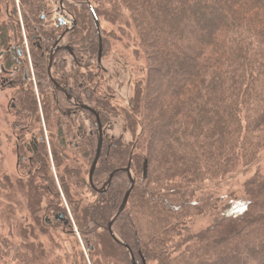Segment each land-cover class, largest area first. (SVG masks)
<instances>
[{
	"label": "trees",
	"instance_id": "obj_1",
	"mask_svg": "<svg viewBox=\"0 0 264 264\" xmlns=\"http://www.w3.org/2000/svg\"><path fill=\"white\" fill-rule=\"evenodd\" d=\"M119 2L130 13L147 59L146 80L136 86L130 109L124 110L127 130L137 136L140 129V134L131 146H126L123 139L103 136L101 156L93 175L95 188L89 177L85 184L95 200L85 207L77 193L70 190L69 181L79 177L81 171L71 167L68 152L91 167L100 135L95 117L68 101L57 84L67 82L68 94L79 104L97 111L104 128L108 115L116 109L109 100L96 98V91L88 88L91 84L95 89L100 86L95 69L80 67L79 63L87 55L97 59L101 49L103 58L108 37L104 30H99L98 9L83 5L78 11L69 8L77 22L76 28L67 34L72 49L55 55L54 74L50 77L49 55L59 29H45L42 1L20 2L44 121L52 140L51 157L45 141L37 152L32 150L33 175L40 176L47 187L31 188V210L35 213L44 194L49 193L58 203L53 206V213L68 218L63 193L75 223L79 221L77 229L89 253L97 252L99 246L93 240L98 236L97 241L102 238V251L122 250L124 263L133 264L130 253L116 244L108 231L131 186L129 176L118 173L104 193L96 190L105 185L112 173L130 166L135 186L113 231L130 248L136 264H149L150 260L157 264H264V178L260 175L247 182L246 197L222 204V219L215 225L180 242L175 251L169 244L174 237L182 236L188 219L218 209L212 199L194 200L192 192L189 194V189L183 187L225 178L240 165L248 167L255 160L257 146L264 148V0ZM4 5H8V21L0 23L4 69L0 88L18 91L13 97L12 111L29 124L28 129L21 131L32 137L38 128L35 122L39 125L35 138L45 139L27 52L23 44L15 43L22 38L15 0H0V14ZM198 18L205 19L206 24L195 28ZM67 55L76 69L72 68L69 74L65 71L68 63L63 61ZM165 66L171 67V73ZM176 66L178 71L173 70ZM154 76L161 81L155 86L156 93L152 92ZM81 114L91 122L93 130L88 134L84 125L77 123ZM154 129L161 132L160 139L153 134ZM71 136L76 142L68 143ZM67 147L73 149L68 151ZM51 158L60 176L61 190L52 177ZM145 161L147 179L143 178ZM68 220L67 226L72 229V221ZM189 243L192 244L186 246Z\"/></svg>",
	"mask_w": 264,
	"mask_h": 264
},
{
	"label": "rangeland",
	"instance_id": "obj_2",
	"mask_svg": "<svg viewBox=\"0 0 264 264\" xmlns=\"http://www.w3.org/2000/svg\"><path fill=\"white\" fill-rule=\"evenodd\" d=\"M40 1L44 3L43 8L45 12L43 11V14L45 18L42 21L45 24V29H59L57 30L59 31L57 41L63 35V32H65V29L72 27L70 21L74 19L69 8L78 11L83 5L99 10V30H104L108 37V44L105 47L104 56L102 58L101 54L100 57L99 53L98 58L95 59L87 55L84 57V62L79 64L80 67H85L89 70L95 69L96 81L100 86L95 89V85L91 84V87L88 88L93 93L96 91V98L109 100L116 109V112L108 115L109 119L104 127L105 137L107 139H123L126 146L133 145L135 139L140 134V129L136 132L137 136L132 131L127 130L124 110L130 109V102L135 88L139 83L142 84L145 82L148 67L147 59L141 47L136 28L131 21L130 13L120 6L119 0H64L63 9L66 16L64 18L60 11L61 0ZM20 2L21 0H15V7L19 13L17 18L20 21L22 38H19L18 42L15 43L17 45L23 44L27 52L30 81L34 87V92L40 107L39 116L45 139H42V141L40 139L36 140H40L39 144L45 141L48 154L51 157L52 140L50 139V132L44 121L41 105L42 99L39 97V88L32 63L28 34L20 13ZM194 4H190L191 8H193ZM7 6L4 5L3 11L0 14V23L8 21L6 15ZM208 8L211 11L213 10L212 7ZM60 19H63L68 25L62 26ZM196 21L195 28L202 27L203 24H206L205 19L198 18ZM198 34L201 35L202 32L199 31ZM68 44L70 42L66 37L60 44L61 49L69 52L72 48ZM63 61L68 63L65 71L68 74L71 73L72 68L73 70L75 68L71 65L69 55L65 56ZM156 67L159 69L158 66ZM165 68L168 74L171 73L169 70L171 67L165 66ZM176 68L177 66L173 70ZM0 77H2L1 73ZM159 80V78L153 77V93L157 92L156 87L161 82ZM83 81L87 85L88 82L85 78ZM17 93V90H2L0 88V264H127L124 263L122 250L112 249V251L108 252L102 251V247L100 246L102 241L100 239L102 238L97 241L98 236L95 241L93 240V242L98 243L97 245L99 247L97 248V252L94 254L89 253L85 248L86 245H84L85 239L80 237L77 229L76 223L79 221L75 223L71 215V209L67 206L63 193L62 202L65 206V212L74 226L72 229L64 221L55 219L58 215L64 214L60 213L55 215L53 213V206H57L58 203L53 200V197L49 193L44 194L43 202L38 206L39 210L37 209L35 213L31 210V188L34 186L46 188L47 186L40 176L35 174L37 176L36 178L33 175L35 167L30 163V158L33 156V149L30 152L25 148L21 151V147H26L27 144H32V147L36 145L35 139H32V137L38 133L39 125L33 122L35 127L38 128L33 131L35 134L32 137L25 133L27 131H21L25 127V129H28L29 124L25 122L24 118L12 111L15 102L13 97ZM77 123L78 125H84L87 134L93 130L90 120L82 114ZM159 125L161 126V124ZM152 132L160 139V131L154 129ZM21 136L25 137V139H20ZM254 140L258 142L261 139ZM72 141H75V139L71 136L68 139V143ZM262 144L264 145V143ZM18 145L19 151L17 149ZM256 146H252V149ZM69 149L73 148L67 147L68 151ZM257 151L253 153L256 154L255 160L248 167L240 165L233 174L225 178L205 181L198 185L188 186L186 184L183 187V190L189 189V194L192 192L191 195L194 200L206 202L212 199L213 205L218 204V209L212 211V213L194 215L188 219L186 224L187 228L182 233V236L174 237L169 243L172 250L175 251L178 249L180 242L201 234L221 220L222 214L220 210L223 206L222 204H228L231 201H238L246 197V184L250 179L256 175L264 178V148L258 149L257 146ZM19 153L22 157H20ZM68 155L72 160V163H70L71 167L81 171L79 177L69 181L70 186L72 185L70 190L72 194L77 193L78 197L83 201L82 206L85 207L95 200V197H93L85 185L88 184L91 167L87 161L74 155L72 151H69ZM50 161L51 166H53L52 158ZM52 177L57 188L61 190L62 184L60 182V176L55 171L54 166L52 167ZM174 180H179V178ZM97 189L101 190L102 188L99 187ZM97 233H101V231ZM191 244L189 243L186 246ZM186 246H184V249ZM149 264L157 263L156 261L150 260Z\"/></svg>",
	"mask_w": 264,
	"mask_h": 264
},
{
	"label": "water",
	"instance_id": "obj_3",
	"mask_svg": "<svg viewBox=\"0 0 264 264\" xmlns=\"http://www.w3.org/2000/svg\"><path fill=\"white\" fill-rule=\"evenodd\" d=\"M63 2L64 0H61V14L63 15L64 18H66L65 14H64V9H63ZM74 19V18H73ZM96 21H97V18H95ZM72 23V27L70 29H66V31L63 33V35H61V37L59 38V40L55 43L52 51H51V54H50V57H49V75H51V68H52V63H53V58H54V55L56 52H58L59 50H61V47H60V44L62 42V40L65 38V36L69 33V31L73 30L76 28L77 26V22L75 20H71L70 21ZM60 23L62 26H66L68 25L63 19H60ZM101 54H102V49L100 50V57H101ZM64 93H66L65 90H63ZM69 100H71L70 97H68ZM81 108L82 110H85V111H89L96 119V123H97V127H98V132H99V135H100V138H99V144H98V150H97V153H96V157L93 161V164L91 166V169H90V173H89V182L90 184L94 187L93 185V175H94V172H95V169L97 168V165H98V162H99V159H100V156H101V150H102V143H103V136H104V129H103V126L101 124V120H100V115L97 111H95L94 109H92L91 107L87 106V105H81ZM118 173H125L129 176V179L131 181V186L129 188V190L127 191L125 197H124V200H123V203L120 207V209L118 210L117 214L112 218V220L110 221L109 225H108V231L112 237V239L114 240V242L120 246H123L126 248V250L130 253V256H131V259H132V262L133 264H136L135 263V259H134V256L130 250V248L123 244L115 235L114 231H113V226H114V223L115 221L118 219V217L123 213V211L125 210L127 204H128V201H129V197H130V194L135 186V180L133 178V175L131 173V169H130V166L127 167V168H124V169H120V170H117L115 171L114 173H112L108 179V181L105 183V185L102 187L101 190L99 189H96L99 193H104L105 190L107 189V187L111 184L112 182V179L114 178V176ZM148 177V163L147 161H145L144 163V173H143V178L144 179H147ZM95 188V187H94ZM56 220H61V221H64V223L67 225L69 223V220L64 216V215H58L56 218Z\"/></svg>",
	"mask_w": 264,
	"mask_h": 264
},
{
	"label": "flooded vegetation",
	"instance_id": "obj_4",
	"mask_svg": "<svg viewBox=\"0 0 264 264\" xmlns=\"http://www.w3.org/2000/svg\"><path fill=\"white\" fill-rule=\"evenodd\" d=\"M65 31H66V29H65ZM66 37H67V35L65 36V38L63 39V40H65L66 39ZM61 46V45H60ZM61 50H63V49H61ZM61 50H59V51H61ZM58 51V52H59ZM70 51V50H69ZM58 52H56L55 53V55L58 53ZM55 55H54V57H55ZM2 57H3V55H0V60L2 59ZM53 60H54V58H53ZM48 68H49V63H48ZM48 72H49V70H48ZM53 74H54V69H53V63H52V68H51V75H50V77H53ZM1 75H2V77L4 76V69L2 68V66H1ZM57 86H58V89L60 90V91H62L63 92V90H65L66 91V93H64L66 96H67V99H68V97H70L71 98V100H69L68 99V101H70L72 104H74L75 106H77V107H80L81 108V104H79L78 102H77V100L75 99V98H73L72 97V95H70V94H68V83L66 82V83H64V82H62V83H60V84H57ZM69 91H70V89H69ZM82 109V108H81ZM85 111V110H84ZM32 139H35V146L34 147H32V144L31 145H26V147H25V149L26 150H28L29 152L31 151V149H33L34 150V152H37V150H38V146L40 145L39 144V141L41 140L42 141V139H40V140H36V139H39V138H35V136H33L32 137ZM32 147V148H31ZM18 151H19V145H18ZM32 155H33V153H32ZM20 157H21V154H20ZM32 158H33V156H32ZM32 158H30V162L32 161ZM24 159V158H23Z\"/></svg>",
	"mask_w": 264,
	"mask_h": 264
},
{
	"label": "built area",
	"instance_id": "obj_5",
	"mask_svg": "<svg viewBox=\"0 0 264 264\" xmlns=\"http://www.w3.org/2000/svg\"><path fill=\"white\" fill-rule=\"evenodd\" d=\"M0 73H1V70H0Z\"/></svg>",
	"mask_w": 264,
	"mask_h": 264
}]
</instances>
